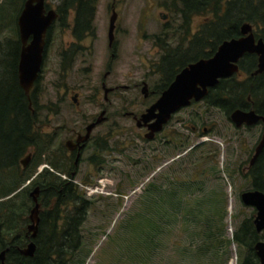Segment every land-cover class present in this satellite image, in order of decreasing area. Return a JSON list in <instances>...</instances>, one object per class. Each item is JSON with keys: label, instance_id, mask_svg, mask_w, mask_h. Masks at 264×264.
Returning a JSON list of instances; mask_svg holds the SVG:
<instances>
[{"label": "rangeland", "instance_id": "1", "mask_svg": "<svg viewBox=\"0 0 264 264\" xmlns=\"http://www.w3.org/2000/svg\"><path fill=\"white\" fill-rule=\"evenodd\" d=\"M164 2L165 0H125L119 5L122 30L119 33L117 58L112 64L106 85L129 86L130 89L119 90L110 96L112 107L109 113L112 114V124L102 125L95 131V135L99 137L112 131L114 140L109 146L112 150L115 147L116 151L106 153L90 149L72 180L85 200L92 204L80 228L82 249L71 254L72 263L79 260L83 261L82 264L240 262L244 249L231 241L243 220L253 214L252 208L242 204L240 195L253 189L251 180L243 170L251 160L260 129H236L230 120L222 117L219 110L208 111L203 105H199L177 112L163 133H159L154 140H147L144 138L145 129H139L131 117L124 116L127 112H143L147 104L143 100L141 88L134 86L143 81L149 82V89H153L156 82L159 85V74L155 70L165 54L163 45L175 48L185 37L181 28L183 21L172 15L169 3L165 5ZM48 3L55 5L56 1L48 0ZM108 4H111V0L98 2L93 22L96 37L82 42L84 49L76 56L72 68L65 72L61 69L59 54L74 39L70 28L61 31L56 26L52 31L38 82L37 99L41 108L36 127L41 137L43 132L53 133L64 119L74 121L79 120L78 116L81 114L92 115L99 112L88 100L95 98L101 99L100 103L103 101L101 84L110 60L107 29L111 13ZM207 20L204 14L192 16L186 39L192 40V36L200 31ZM14 34L5 32L2 36L15 39ZM74 94L78 95L80 102L78 110L70 102ZM42 105L56 108L57 115L53 111H44ZM202 115L204 125L210 131L197 137L190 128L192 122L203 127L196 117ZM68 126L72 128V124ZM58 134L56 143L63 144L69 135L60 130ZM202 142L212 144L219 150L216 161L221 178H203L206 181H201V188L196 187L193 193L187 195L185 193L188 190L185 189H174L177 194L171 197L165 195L176 184L172 177L173 170L176 176L180 175L182 178L177 179L178 181H192L184 177L192 174L194 169L191 162L201 158L202 149L198 150L196 157H189L184 169L175 164ZM90 156L96 164L98 161L103 162L98 167L93 163L87 164ZM47 157L45 154V159ZM208 163L207 160L202 167L207 169ZM48 168L41 164L34 177ZM48 170L52 171L50 168ZM57 174L63 180L65 175ZM28 184L26 182L25 186ZM148 184L157 189L150 188ZM158 185L165 191L161 196L158 194ZM85 188H97L98 191L90 193ZM28 212L29 210L27 218Z\"/></svg>", "mask_w": 264, "mask_h": 264}, {"label": "trees", "instance_id": "2", "mask_svg": "<svg viewBox=\"0 0 264 264\" xmlns=\"http://www.w3.org/2000/svg\"><path fill=\"white\" fill-rule=\"evenodd\" d=\"M57 1H60L58 12L64 8L75 9L77 6L81 8L83 5L81 9L89 14L91 2L88 0ZM11 2L12 0H2L0 4V250L7 247L10 249L6 254L7 263H25L24 259L18 255L16 246H25V226L28 223L26 213L31 207L29 206L31 203L29 192L34 186H38L42 189L39 201L42 210L39 214V233L35 240L36 252L32 259H28V264H82L83 261L79 259L78 262L72 263L73 256L71 254L82 249L80 228L85 222L87 212L92 204L85 200L77 184L72 181L74 178L68 176L70 181L66 182L62 180L61 176L56 175V173L67 174L57 166L56 161L49 162L42 159L45 155L42 137L38 131L34 130L36 115H31L27 109L26 96L17 80L16 70L20 42L17 27L11 15ZM167 3H169L168 8L172 15H176L183 21L181 28L185 37L179 41L183 43V51H181L182 46L180 45L175 48L168 46L163 48L165 49L163 58L166 60L163 63V75L166 82L162 88H165L174 75L186 64L200 58L211 57L222 41L237 38L242 24L246 23L255 27L258 35L264 34V0H165L164 4ZM6 11H9L10 14ZM201 14L206 15L208 20L192 37L193 52L189 54L184 46L189 33L188 26L192 16ZM88 27L90 26L87 21L83 28L88 29ZM5 32L15 33L16 38L2 36ZM175 54H177L176 58L170 59ZM240 63L244 72H251L255 68V57L246 55ZM252 80L246 79L241 82L236 76L221 80L210 93L208 109L219 110L229 120V113L235 108L241 107V104L245 103L246 97L254 95ZM261 90L264 91V86L261 87ZM224 99L227 100L224 101ZM205 106H203L204 109ZM30 149L34 150L32 161L27 168H22L20 160ZM201 149V153H203L201 158H196L191 162L194 169L192 174L184 177L192 179V181H178L177 179L181 176H176L175 171L171 169L173 170L172 177L176 180L174 181L176 184L172 185L174 186L173 190H188L185 193L187 195L193 193L196 187L201 188L199 186L201 181H206L203 178H221V171L216 161L220 152L212 144L205 142L190 149L186 156L180 159L181 161L179 160L180 163L177 164L178 161L175 166L184 169L189 157L193 155L194 158L198 150ZM103 150L110 152L116 151V148L114 147L112 150L110 146H105ZM99 157L101 156L99 155ZM261 157L257 161L258 164L262 162V159L264 162V154ZM207 160L209 163L206 169L202 165ZM102 162L98 161L97 164L93 162V164L98 167ZM46 163L56 173L43 169L34 177L37 168ZM253 168L245 176L257 178L256 186L252 184V190L264 193V180L260 181L259 178L264 177V169L254 171ZM26 182H29L27 186H25ZM147 186L154 190L157 189L152 187V184ZM173 190L162 191L161 194L165 192V195L171 197L177 194ZM252 216L243 220L234 232L231 241L245 250L247 256L243 264H253L257 261L253 246L261 240L264 234L256 233Z\"/></svg>", "mask_w": 264, "mask_h": 264}, {"label": "flooded vegetation", "instance_id": "3", "mask_svg": "<svg viewBox=\"0 0 264 264\" xmlns=\"http://www.w3.org/2000/svg\"><path fill=\"white\" fill-rule=\"evenodd\" d=\"M28 0H12L11 2V15L12 18L15 22V25L17 27V35H18V40H19V33H18V19L24 9L25 3ZM56 1V4L53 5L51 3H48V0L44 1V9L45 11H49V10H54L56 13V19L53 21V23L51 24V26L49 27V29L46 32L45 35V46H44V58H43V64L41 66V71L39 73L38 78L36 79V81L34 82V85L30 91V100L27 98V109L29 110L31 115H36V119H35V123H34V130L38 128L36 127L37 121H38V114L40 112V108L41 106L38 104L39 101L37 99V92H38V86H39V80H40V74L42 72V68L44 65V59L46 57L47 54V49L49 47V42H50V38H51V34L52 31L54 30V28L56 26H58L60 28L61 31H66V29L71 30V34L72 37L74 39L73 42H71L70 44H68V46L64 49L61 50L60 52V58H61V69L62 71H66V69H71L74 61L76 60V56L81 53V51L84 49L83 43L86 39L90 38L93 39L96 37V28L93 24L94 22V18L96 17V11H97V4L98 2H100V0H88L91 2V6L89 9V14L85 11H83V5H81V8L79 6H77V8L75 9H62L61 12H58V6L60 5V1L54 0ZM125 0H111V4L109 6V11H110V17L108 19V29H107V42H108V50L110 52V60L108 62L107 65V72L104 74L103 76V82L101 84V90L103 92V98H102V102L100 103L101 99H90L88 100L90 103H92L97 109H99V112H95L92 115H86V114H81L78 116L79 120H70L67 121L66 119L63 120V123L60 126H56L55 129L53 130V133H46L43 132V136H42V141L44 145L43 148V152L45 154L48 155L47 159H45V155L42 157L43 160H47L49 162L51 161H56L58 164L57 166L67 172V174L64 176L63 180L68 182L70 181L69 178H74L75 177V173L77 172V168L80 166V164L82 163V161H84V156L87 155V153H89V150H94L96 152H104V148L105 146H109L110 143L114 140L113 139V132L109 131L106 132L105 135L103 136H97L95 135V131L101 127L102 125H110L112 124V114L109 113L111 107H112V99L110 98V96L114 95L117 91L119 90H129L130 87L129 86H121V85H117L115 87H108L106 85V80L108 78V76L111 74V68H112V64L114 62V60L117 58V51H118V47H119V33L122 30L121 26H120V16H119V5L121 3H123ZM88 16V17H87ZM162 18L164 19L165 16L161 15ZM111 19H113V30H112V43L111 45L109 44V30H110V26H111ZM89 22V26L88 29H84L83 25L86 22ZM168 24V23H167ZM167 24L165 26H167ZM242 26V25H241ZM240 26V28H241ZM252 26V25H251ZM257 30L253 28L252 26V32L255 38V42H257L258 40H262L264 43V34L263 35H258ZM240 33V30H239ZM242 35L241 33L239 34V36L237 38H240ZM193 37V36H192ZM167 37H165L166 39ZM237 38H231V39H237ZM32 40V37H30L27 41V45L30 44ZM230 40V39H229ZM182 41V39L180 40ZM191 41H189V39L185 40V48L187 50V52L189 54H191L193 52V45L191 44ZM225 41V40H224ZM20 42V40H19ZM223 42V41H222ZM221 42V43H222ZM180 42V44H178V46H182L181 47V51H183V43ZM220 43V44H221ZM219 44V45H220ZM167 47V45H163L162 48ZM206 46V45H205ZM21 48H22V44L20 42V48H19V56H18V63H17V80H18V64H19V57H20V52H21ZM218 48V47H217ZM164 50V49H163ZM217 51V49L215 50V52ZM214 52V53H215ZM214 53L212 54V56L214 55ZM176 55H173L170 59L174 60L176 58ZM246 55H252L255 57V68L251 71V72H247V71H243L241 69V60L246 56ZM211 56V57H212ZM210 58V57H209ZM200 59H208V58H200ZM198 59V60H200ZM197 60V61H198ZM166 60L165 58H161L159 64L156 66V70L155 72H157V74H159V79H160V83L159 85H157V82L154 85V88L149 89V82L148 81H143L140 84H136L134 86V88H138L140 87V92L143 95V100L146 102V108L143 110V112H141L140 114H135L133 112H127L124 114L125 117H131L136 125V121L134 119V117H136V119L140 118V116L145 113V111L153 104L155 103L158 98L160 97L161 93L172 83V81L175 79V76L183 69L185 68L188 64H186L182 69L179 70V72L177 74L174 75L173 79L167 84V86L165 88H162L163 84H165L166 80H164V64ZM196 62V61H195ZM195 62H191V63H195ZM189 63V64H191ZM238 66H239V72L238 74H235L227 79H230L234 76H236L241 82H243L246 79H253L252 80V86H253V92L254 95H250L248 97H246L245 103L241 104V107L239 108H235L234 110H232L229 113V120L231 121L230 117L231 114L236 111V110H240L243 112H250L253 111L257 116L264 118V91L261 90V87L264 86V71L262 73H258L256 75H253L257 69H258V56L255 54H245L238 62ZM154 72V73H155ZM156 74V73H155ZM227 79H221V80H227ZM219 80V82L221 81ZM219 84V83H218ZM217 84V85H218ZM18 85H19V81H18ZM216 85V86H217ZM215 86V87H216ZM20 87V86H19ZM215 87L209 88L207 91V95L199 102H192L191 105L189 107H198L199 105H203L205 106V110H208V99H210V93L212 92V89H214ZM143 88H145V91L143 92ZM22 90V89H21ZM23 91V90H22ZM24 92V91H23ZM32 93V95H31ZM212 95V94H211ZM78 95L74 94V96L71 97L70 102L71 105L74 107L75 110L79 109L80 106V102L78 101ZM227 99H224V101H226ZM236 102V100H234ZM99 102V103H97ZM91 104V105H92ZM42 108L44 111L46 112H54L55 115H57V109H52L50 108V105H42ZM222 117L226 118L224 115H222ZM45 120L48 122L47 117H45ZM173 118V117H172ZM171 118V120H172ZM227 119V118H226ZM170 120V121H171ZM197 120L199 122H201L203 124V127L200 128L196 125V123L192 122V126L190 128L192 133H195L196 136L198 137L199 135H204L209 133L210 128L204 125L203 122V115L202 116H197ZM169 121V122H170ZM169 122L163 127V129L159 132V133H163L166 126L169 124ZM232 122V121H231ZM68 124H72V128H69ZM236 129H246V130H252V129H260V135L258 138V141L256 142L251 160L248 163V166L246 167L245 170H243V172L246 174L248 171H250L251 168H253L252 170L257 171L259 169H264V162L262 159V162L260 164H258L257 161H259V159H261L262 155L264 154V147L261 149V151H259L257 157L255 160H253V156L255 154V149L258 146V144L260 143V141L262 140L263 136H264V122L262 120L258 121L256 124L253 125H246L243 124L240 127H236V125L234 123H232ZM112 127V125L110 126ZM140 128H144L145 129V134L147 132V128L142 126ZM139 128V129H140ZM198 128V131H197ZM60 130L61 133H66L69 136H67V139L64 141V143H56V140L58 138V131ZM159 133L154 134L152 140L156 139L157 135ZM144 134V135H145ZM203 143V142H202ZM33 149H30L28 151L27 155L29 156V160L26 163L25 167H23L21 165V160H20V165L22 168H27L31 161H32V157H33ZM109 151H106V153ZM26 158L23 157V159ZM93 157L90 156L88 158V163L92 165L91 163H93ZM90 161V163H89ZM258 165V166H256ZM45 166L49 167V164L46 163ZM256 166V167H255ZM52 172H55L52 168H51ZM56 173V172H55ZM74 173V176L72 177L71 174ZM57 176H60L59 174L56 173ZM69 176V178H68ZM260 181L264 180V177H259ZM248 179L251 180V183L253 184V186H256L255 184L257 183V178H252V177H248ZM160 183L161 181L158 180ZM176 181V180H174ZM159 183V184H160ZM38 186H34L30 191H32L34 188H36ZM40 189V187H39ZM253 191V190H252ZM255 191V190H254ZM42 192V189H40V193H39V198H38V202L40 201V194ZM161 192L162 190L160 189V186L158 185V194L159 196H161ZM32 203V201H31ZM41 204V202H39ZM33 206V203L31 205V208ZM30 208V210H31ZM253 209V217L255 218L256 216V211L254 208ZM29 210V212H30ZM42 210V209H41ZM28 212V214H29ZM40 219V218H39ZM254 220V219H253ZM253 222V221H252ZM40 223V220H39ZM30 224V221L28 219V223L26 224V243L25 246H16V249L18 251V255H20L23 259L24 262H18V263H14V262H6V254L9 252H7L5 254V264H28V259H32L34 257H28V256H24L20 253V250L24 249L27 247V245L30 242H34L35 243V239H31L30 238V233H28L27 231V226ZM39 228V227H38ZM39 233V230H38ZM37 233V235H38ZM257 233V232H256ZM264 233V229L257 233L259 235ZM0 237H1V229H0ZM259 241H264V234L261 237V240ZM258 242V241H257ZM256 242V243H257ZM255 243V244H256ZM69 244V243H68ZM254 244V246H255ZM36 245V244H35ZM64 245V244H63ZM254 246H253V251H254ZM8 248V247H7ZM6 249V248H5ZM9 249V248H8ZM4 250V249H3ZM3 250H0L3 251ZM10 250V249H9ZM36 252V250H35ZM35 254V253H34ZM254 255L257 261L253 262V264H260L259 260L255 254L254 251ZM247 254L245 253V250L242 251L241 255H240V262L239 264H243L245 261Z\"/></svg>", "mask_w": 264, "mask_h": 264}, {"label": "water", "instance_id": "4", "mask_svg": "<svg viewBox=\"0 0 264 264\" xmlns=\"http://www.w3.org/2000/svg\"><path fill=\"white\" fill-rule=\"evenodd\" d=\"M45 0H28L18 19L19 40L22 44L19 64L18 81L20 88L30 100V91L39 76L44 58L45 35L53 21L56 19L54 10L45 11ZM113 19L109 30V44L112 43ZM241 37L223 41L214 55L208 59H200L188 64L176 76L172 83L161 93L158 100L153 103L140 118L136 119V127L147 128L144 138L152 140L154 134L159 133L171 118L180 110L188 108L192 102L201 101L209 88L215 87L219 80L227 79L239 72L238 62L245 54L258 56V69L253 74L264 71V43L262 40L255 42L252 26L242 24ZM32 37L30 44L28 39ZM145 88H143V92ZM236 127L243 124L253 125L264 118L257 116L253 111L243 112L236 110L230 117ZM264 147V136L255 149L253 160ZM29 156L21 160L25 167ZM74 176V173L71 174ZM40 189L34 188L29 192L33 206L29 212L30 224L27 231L30 238L35 239L38 233L39 214L41 204L38 202ZM242 204L254 208L256 216L253 225L257 233L264 229V193L257 190L242 192L240 195ZM36 250L34 242H30L26 248L20 250L24 256L33 257ZM8 248L0 252V264H5V254ZM255 254L260 264H264V241H258L254 246Z\"/></svg>", "mask_w": 264, "mask_h": 264}, {"label": "built area", "instance_id": "5", "mask_svg": "<svg viewBox=\"0 0 264 264\" xmlns=\"http://www.w3.org/2000/svg\"><path fill=\"white\" fill-rule=\"evenodd\" d=\"M100 184H101V182H100ZM86 190H88V192H97L98 190H97V188L95 189V190H92V189H87V188H85Z\"/></svg>", "mask_w": 264, "mask_h": 264}]
</instances>
